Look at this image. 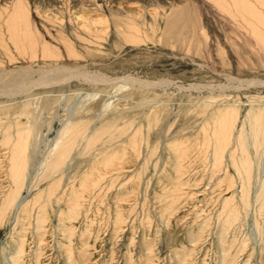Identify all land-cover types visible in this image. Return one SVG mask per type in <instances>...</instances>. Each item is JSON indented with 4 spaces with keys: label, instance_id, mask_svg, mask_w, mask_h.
Masks as SVG:
<instances>
[{
    "label": "rangeland",
    "instance_id": "rangeland-1",
    "mask_svg": "<svg viewBox=\"0 0 264 264\" xmlns=\"http://www.w3.org/2000/svg\"><path fill=\"white\" fill-rule=\"evenodd\" d=\"M21 1L38 38L57 51L58 64L83 67L97 82L73 77L62 92L48 83L31 86L28 95L42 87L55 92L48 102L31 99L0 113V264L16 243L23 252L18 264H264V216L253 201L264 147L253 146L246 118L259 108L247 100L264 97L260 43L211 0ZM6 6L0 0V11ZM129 24L137 30L133 40L124 36ZM8 47L10 69L28 66ZM40 60L34 70L54 61ZM215 101L235 113L228 117L235 166L230 149L222 159L213 151L218 122L205 104ZM62 124L72 127L64 158L48 153ZM16 132L27 163L23 183L29 181L16 195L25 203L22 216L5 199ZM177 176L192 179L190 187L166 194ZM247 179L248 210L237 207L236 221L220 239L227 217L220 203Z\"/></svg>",
    "mask_w": 264,
    "mask_h": 264
},
{
    "label": "bare ground",
    "instance_id": "bare-ground-1",
    "mask_svg": "<svg viewBox=\"0 0 264 264\" xmlns=\"http://www.w3.org/2000/svg\"><path fill=\"white\" fill-rule=\"evenodd\" d=\"M211 1L215 4L216 8H218L219 10H221L222 13L223 12L226 13L228 21H231L232 23H234L237 26L240 25L241 27H243L244 30L246 31V33H248L249 35H252V37H254L260 43L261 47L264 48V0H211ZM8 3H9V6H6L4 11H0V27H1V24L2 25L4 24L3 25V28H2L3 30H0V53H2L3 56H4V58L0 61V113H2L4 111L11 110L12 108L15 107L14 105H16V104H19L20 105V108L21 107L24 108V107L27 106L28 102L31 99H35V100L36 99H41V101H43V102H46V101L48 102L49 101L48 99L50 97H52L51 95L55 92V90H49L50 87L47 88V89L42 87L41 89L38 88V90H40L39 92L34 93L32 95H28L27 94L28 93L27 90L29 89V87L31 88V86H34V88H36V87H40V85L42 83H48L52 87L53 86H57L58 87V90H59L57 92H62V90L65 87L67 88V86H65L64 84L67 83L68 81H70V79L73 78V77H79L80 76L86 82H88V81L89 82H92V81L97 82L95 79H93L94 77L91 78L90 76L83 74V72H84V71H82V68L83 67L69 66L68 65L69 63H67V64H65V63L58 64V62L56 61V59H60V57L57 55L58 54L57 51H53L54 49L50 48V46L47 43L41 41L38 38L39 35L37 33V30L33 29L32 22L29 20L27 8L24 9V6L22 4V1L21 0H8ZM128 27L129 28H127L128 30L124 33V36L125 37H128L130 40H133V39H135L134 38V36H135L134 33H136L137 30H135L134 27L131 26L130 24L128 25ZM82 31L84 33H86V34L89 33L88 31L85 30V28ZM9 42L12 45V47H14L16 50H18L19 52H21V53H19L20 54L19 57H21L22 58L21 61H24L26 63V65H28V66H25V67L20 68L18 70H14V69H10L9 68L10 63L12 61H14V59L11 56V52L9 51V47H8ZM66 47H67L68 52L70 54H72L73 52L69 48V45H67ZM38 51L40 52L39 58H38V55H37V52ZM44 58L54 59V61L51 60L50 62H48V64L46 63L44 66L39 67L38 69L36 68L37 70H34L32 68L34 66L31 65V64L34 63V62H36V61H38V60H40V59H41L40 61H42V59H44ZM27 63H29V64H27ZM71 64H73V63H71ZM98 79H99V77H98ZM101 80H103V79H101ZM133 86L130 85V87H133ZM137 87L138 88H143V90H144V89H147L148 87H150V84L142 85V84H138L137 83ZM263 98L264 97H255V98L250 97L249 100H247L248 101V104L251 107L252 106H254V107L258 106L259 108H255V109L251 108V110L249 109L250 112L247 114V117L245 116L246 118H248V121H249V124H250V125H248V127H249V133L250 134L247 132V136L250 135V137L254 141L253 142V146L256 145L258 148L259 147L260 148L264 147V146H262L264 143H262V144L260 143V140H262V141L264 140V106L261 107V105H263V102L261 101ZM255 99L260 100V101H258L259 102L258 105L256 104V102H254ZM222 104H223V101H222V103H218V102L215 101V102H212L210 104H205V106H206L205 109L206 108H209V107H212L214 109V111L212 113H210V116H208L209 119H211V118H214L215 119L216 118V122H218V124L216 125L217 128H218V132H219L218 138H217L218 141H216L218 143H217V145L215 144L218 149L216 148L217 150L215 149L213 151L217 155V158L218 159H219V153H220V158L222 159L223 158V155L225 153V148H226V151L228 149H230L229 150L230 154H228L229 157L232 159L230 163H232L233 166H235V163L236 162L234 160L233 153L235 152L236 149L234 148V145L229 148V144H231V142H230V136L232 135L231 134V128L233 126H231L230 123H229V121H228V117H230L231 114H235V113H234V110L231 111L228 108H222V106L219 107ZM223 110H226V111H223ZM69 112H70V110L68 111V113ZM229 113H231V114H229ZM68 118H69V116H68ZM209 119H208V121H209ZM214 119H212V120H214ZM212 122H214V121H212ZM209 123H210V121H209ZM70 128H72V127L71 126H68V125L66 126V124H62L61 125V127L57 130V133H56V136H55V138L53 140V143L51 145H49L48 153L49 152L54 153V155H53L54 157H59L60 156L61 158H64V156H66L68 154L69 151H66V145H67L66 143H68V138L70 137V132H69V129ZM206 128H207V126H206ZM208 129H209V127H208ZM201 130H202V128H201ZM202 131H204V130H202ZM210 132H211V130H210ZM108 133H110V132H108ZM19 134L20 133H17L16 132V134L14 135L16 137V142L11 143V146L12 147L9 150L10 163L8 164L9 165L8 166L9 167L8 175L10 177L9 180L11 182V185H10V189H9L10 192L8 193L6 191L8 194L5 192L7 194L5 196V199L8 200V203H9L8 205L10 206V208H13V212L15 211L16 216L18 214H20L19 216H22V214H21L22 212L21 211L24 208V205L23 204H25V203L22 204V198H17L16 195H17L18 192H20L19 187L21 188V190H22V188L24 189V187H26V183L28 181L27 180L25 184L23 183L24 182L23 178L25 179L24 170H25V166H26L27 163H26V161H24L23 156L20 157V153L21 152L23 153V150L22 149H24V147H23V144L21 143L23 140H22V138H21L20 135H22V134H20V135ZM213 134H214V132H213ZM204 135L205 134H203V137H204ZM209 135H211V133ZM240 135H242V134H240ZM109 136H110V134H109ZM89 138L90 137H87L86 136L85 139H84V141L86 143H89V140H88ZM245 138H247V137L245 136ZM238 139H240V138L238 137ZM95 140H96V138H95ZM132 141H134V139H132L131 142ZM236 141L237 140H235L234 142L236 143ZM237 142H239V140ZM245 145L246 144L242 145L239 142V145L238 146L240 147V150L241 151H245L246 150V146ZM89 146H91V145H89ZM204 146H206V145L204 144ZM219 146H220V148H219ZM256 146H254V147H256ZM134 147L136 148V145L133 146V148ZM232 147L234 149H232ZM15 148H17L18 151ZM12 150L15 151V153H13V152L11 153ZM134 156H135V154H134ZM262 156H263L262 158H263V161H264V150L262 151ZM105 158H106V156L104 155L103 156L104 162H105ZM178 160H180V159H178ZM229 161H230V159H229ZM57 162H59V161H57ZM38 163H40V162H38ZM46 163H47V161H46ZM46 163H45V165H46ZM65 165H66V163H65ZM68 165H69V163L66 166L68 167ZM262 165H263V163H262ZM262 165L260 164V166L258 168L259 174L257 175V179H256L255 192H254L255 194H254L253 201H254V203L257 204L256 205L258 207L257 213L259 212V213H261L264 216V166H263V171H262ZM179 166H180V164H179ZM244 166H245V164H244ZM60 167H61V165H60ZM260 167H261V169H260ZM52 168H53V166H52ZM245 169H246V167H245ZM261 171H262V173H261ZM211 172H212V170H211ZM236 172L238 173V175L241 174L238 171V169H236ZM177 173H178V171H177ZM246 173H247L246 175H249V172H246ZM183 175H184V173H183ZM177 177H176L175 180H173L170 183H168V188L165 191L166 194L173 195V196L180 195L181 192H183V190H182L183 187L188 186L189 185V182L192 180V179H186V177H184V178H179V177L177 178ZM26 178H28V175H26ZM218 181H221V180H218ZM196 182L198 183V181H196ZM92 183H94V182H92ZM95 183H94V185H95ZM97 184H98V182H97ZM165 184H166V182H165ZM207 184L208 183H206L205 185H207ZM98 185L96 187H98ZM196 185L197 184H194L193 186L194 187H197ZM217 185H219V184L217 183ZM238 186H239V193L238 194L235 195V192H234L233 194H231V196L229 198L222 199V201L220 203V211H219V213L220 214L227 213L225 215L227 217L225 218V220L221 224V226L223 225L222 226L223 229L221 228V231L222 232H221V234H219L220 239H221V237H225L224 234L227 232V229L230 228V226H232V224L236 221V217H237V213H238L237 207L240 206L241 208H245V207L248 206V197H247V192H248V189H249L248 179H247V184L244 185V183L241 181V184L238 185ZM92 187H93V185H92ZM189 187H190V185H189ZM162 190L164 191L165 188L162 189ZM95 191H96V189H95ZM235 199H236V202H235ZM25 201H27V200H24V202ZM2 205H3V203L0 200V206H2ZM246 210H248V207H247ZM166 212H168V211H166ZM30 215H32V214L30 213ZM256 215L259 216V214H256ZM259 224L260 223H258V226H259ZM30 225H32V224H30ZM11 249H12V247H11ZM13 251L14 252H13V255H11V257H6L5 255H3L4 257H3V260L1 262V264H18L19 254L22 252L21 251V247H20V245L18 243H16V246L14 247V250ZM22 253H21V255H22Z\"/></svg>",
    "mask_w": 264,
    "mask_h": 264
}]
</instances>
